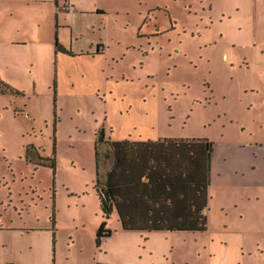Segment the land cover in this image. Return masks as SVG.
<instances>
[{
	"label": "rangeland",
	"instance_id": "rangeland-1",
	"mask_svg": "<svg viewBox=\"0 0 264 264\" xmlns=\"http://www.w3.org/2000/svg\"><path fill=\"white\" fill-rule=\"evenodd\" d=\"M76 1L79 12L61 7L71 23L57 25L53 0H0V78L16 90L0 92L6 222L51 228L54 264H264V0ZM22 32L26 42H10ZM56 38L76 50L101 43L107 56L55 59ZM102 125L130 141L125 160L135 142L168 140L147 155L162 194L153 218L146 200L127 221L101 212ZM205 138L214 150L201 230L173 181L184 166L197 181L200 158L185 155L194 142L173 140ZM103 221L112 234L97 245Z\"/></svg>",
	"mask_w": 264,
	"mask_h": 264
},
{
	"label": "trees",
	"instance_id": "trees-1",
	"mask_svg": "<svg viewBox=\"0 0 264 264\" xmlns=\"http://www.w3.org/2000/svg\"><path fill=\"white\" fill-rule=\"evenodd\" d=\"M98 45L101 46L102 44L100 43ZM55 49L57 52L61 51L72 54V51L66 48L57 38ZM55 85L57 87L56 81ZM15 91L16 90L9 83L0 78V92L13 93ZM55 121H57V119H55ZM179 140L186 143L194 142L192 145L193 147H189L192 150L185 153V155L191 157L198 156L200 158L199 164L202 166V170L200 171L202 175L198 177L197 181H194L188 176L192 173L191 167L184 166L182 169L183 176L180 177L178 172H176L178 178H175L173 181L176 185L181 186V188L183 187L180 196L189 204L188 211L191 210L190 217L199 221L198 225L190 228L204 230L206 229L208 220L204 212L210 199L209 186L211 180V160L214 150V142L207 138L192 139V141L186 139H177L173 141ZM159 141L168 142V140L163 138H159L155 142ZM129 142L130 141L127 139L122 140V143L114 141L111 136L106 135V128L104 125L100 126L96 132L95 157L97 164V177L95 180V189L99 196L100 209L101 212L106 215L111 214L113 210L116 209L120 219L127 221L129 218L131 219V217H133V212L135 213V210L140 208L138 203L142 202V200H146L149 214H151L150 217L153 218L158 214L157 211L162 203V194L158 195V197H155L154 195L159 182L154 181L151 177L153 169L152 162L154 161L152 160V156H147L150 154V148L152 149L155 142L151 139L135 142L132 149H130V158L125 160L124 155L122 154V146ZM103 148H105V152L102 157L101 150ZM139 155L148 157L147 165L144 168H138L136 162L138 160L136 157ZM128 160H130L129 164L132 171H128L127 177L124 179L123 176L121 177L122 171L120 170L123 162H128ZM159 163L169 171L170 167L165 160L160 161ZM142 174L144 175L143 177H141ZM96 234L97 245H100L103 237L110 236L112 230L107 228L106 222L103 221L98 227ZM96 264L102 263L97 262Z\"/></svg>",
	"mask_w": 264,
	"mask_h": 264
},
{
	"label": "crops",
	"instance_id": "crops-1",
	"mask_svg": "<svg viewBox=\"0 0 264 264\" xmlns=\"http://www.w3.org/2000/svg\"><path fill=\"white\" fill-rule=\"evenodd\" d=\"M53 11L56 10V19L58 25L62 22V25L66 23H71L70 20H61V16L70 15L62 9L57 8L56 0H53ZM62 0L59 1L61 5ZM74 10H79V5L76 0H71ZM71 9V10H72ZM78 11V12H79ZM66 12H70L69 10ZM60 22V23H59ZM27 34L25 32L19 33L17 38L11 37V43L26 42ZM33 42H40V36L35 35L31 38ZM64 45V44H63ZM72 45V46H71ZM70 48H66L72 51V56L77 54L86 55L90 57L105 56L107 53L106 48L98 45L97 50L92 49L94 43H91L90 47L87 49L76 50L75 45L71 44ZM65 53V52H63ZM68 54V53H66ZM55 59L62 56L61 51H56L55 49ZM107 56V55H106ZM57 77V76H56ZM58 80V78H57ZM58 85V81H57ZM8 198V196H7ZM13 199H9L8 202H12ZM0 204H3L0 202ZM11 205V204H10ZM14 210H18L17 207H13ZM2 208H0V264H54L53 258V233L52 229L47 226L40 229L28 230L29 228L18 223H8L5 220L4 213H2ZM20 211H24V208H20ZM23 212H18V215H22Z\"/></svg>",
	"mask_w": 264,
	"mask_h": 264
},
{
	"label": "built area",
	"instance_id": "built-area-1",
	"mask_svg": "<svg viewBox=\"0 0 264 264\" xmlns=\"http://www.w3.org/2000/svg\"><path fill=\"white\" fill-rule=\"evenodd\" d=\"M73 4L69 0H64V3L62 4V7L65 10H70L72 9ZM61 7V6H60Z\"/></svg>",
	"mask_w": 264,
	"mask_h": 264
},
{
	"label": "bare ground",
	"instance_id": "bare-ground-1",
	"mask_svg": "<svg viewBox=\"0 0 264 264\" xmlns=\"http://www.w3.org/2000/svg\"><path fill=\"white\" fill-rule=\"evenodd\" d=\"M61 7H62V5H61ZM61 7H60V9H61ZM73 7V6H72ZM66 11H68V10H66Z\"/></svg>",
	"mask_w": 264,
	"mask_h": 264
}]
</instances>
